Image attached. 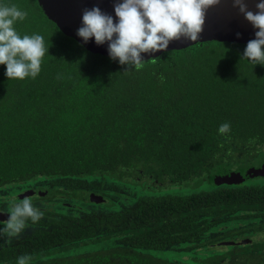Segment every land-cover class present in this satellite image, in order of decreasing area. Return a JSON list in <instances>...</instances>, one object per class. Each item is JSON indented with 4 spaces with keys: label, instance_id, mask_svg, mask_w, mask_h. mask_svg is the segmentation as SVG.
<instances>
[{
    "label": "trees",
    "instance_id": "1",
    "mask_svg": "<svg viewBox=\"0 0 264 264\" xmlns=\"http://www.w3.org/2000/svg\"><path fill=\"white\" fill-rule=\"evenodd\" d=\"M0 4L50 47L35 79L0 65V211L31 181L48 191L38 223L11 243L0 233V264H264V180L210 181L264 161V66L245 45L196 44L137 71L85 51L34 0Z\"/></svg>",
    "mask_w": 264,
    "mask_h": 264
},
{
    "label": "clouds",
    "instance_id": "2",
    "mask_svg": "<svg viewBox=\"0 0 264 264\" xmlns=\"http://www.w3.org/2000/svg\"><path fill=\"white\" fill-rule=\"evenodd\" d=\"M219 2L123 0L114 7L115 23L111 16L102 13L98 7L85 9L82 27L78 29L77 35L85 43L90 38H94L97 45L109 42L111 59L139 71L145 65L141 59L142 53L163 51L171 41L181 37L197 41L203 31L207 9ZM233 5L258 30L256 38L247 43L243 57L254 65L264 66V0L257 3L256 13L247 9L245 0H233ZM27 16L28 12L15 4H0V65L5 66L7 79H35L42 70L43 58L49 52L50 47L42 35H21L17 31L16 24ZM148 62L155 64L157 59ZM230 129V123L225 122L219 126L218 132L223 135L229 133ZM8 208L9 219L0 228V233L7 237L6 243H11V238L21 235L29 222L38 223L44 215L29 197L13 200ZM16 264H33V257L22 255L17 258Z\"/></svg>",
    "mask_w": 264,
    "mask_h": 264
},
{
    "label": "water",
    "instance_id": "3",
    "mask_svg": "<svg viewBox=\"0 0 264 264\" xmlns=\"http://www.w3.org/2000/svg\"><path fill=\"white\" fill-rule=\"evenodd\" d=\"M37 8L42 15L53 23L58 31L65 37L72 39L79 44L85 51L93 55L110 58L108 52V43L97 45L94 38H90L86 43L77 35V31L82 27V15L85 9L91 10L98 7L102 13L113 18L117 22L114 7L123 0H34ZM261 0H245L247 9L253 13L257 12V3ZM258 30L249 23L238 7L233 5V0H220V2L207 9L203 31L200 33L197 41H191L181 37L179 40L171 41L168 47L163 51L155 53H142L143 62L155 59L163 53L172 51H181L196 44L202 43H227L237 45H247V43L256 38ZM111 59V58H110ZM253 179L264 180V161L258 167L245 169L244 171H235L230 169L220 170L210 180L213 186L219 185H240ZM45 194V192H43ZM32 192H27L20 196V199L30 197ZM90 203L102 204L104 202L101 196L89 195ZM9 216L0 213V222L7 221ZM234 242H224L221 247H230ZM239 245H249V239H243Z\"/></svg>",
    "mask_w": 264,
    "mask_h": 264
},
{
    "label": "flooded vegetation",
    "instance_id": "4",
    "mask_svg": "<svg viewBox=\"0 0 264 264\" xmlns=\"http://www.w3.org/2000/svg\"><path fill=\"white\" fill-rule=\"evenodd\" d=\"M255 168V167H254ZM30 184H26V185H24L26 188L25 189H19V188H15V190H17V192L18 193H16L15 195H13L10 199H9V202L7 203V205H6V209H7V211L6 212H4V211H0V213H3V214H6V215H8L7 214V212H8V210H9V208H8V206H9V204H10V202H12L13 200H22V199H20V196H22L23 194H25V193H27V192H32V195L29 197V198H31L32 199V201H33V204L36 206L37 204H40L39 202H40V200L41 199H44L45 200V198H47V196L46 195H48V191L46 190V189H42V187H41V185H43V183L42 182H38L37 181V183H39L40 184V186H37V185H35V183L36 182H33V181H31V182H29ZM43 192H45V194H43ZM92 194V193H91ZM95 195V194H94ZM98 196V195H97ZM24 199V198H23ZM66 207H70V204H68V203H65L64 204ZM3 222H6V221H3ZM3 222H0V224H3Z\"/></svg>",
    "mask_w": 264,
    "mask_h": 264
},
{
    "label": "rangeland",
    "instance_id": "5",
    "mask_svg": "<svg viewBox=\"0 0 264 264\" xmlns=\"http://www.w3.org/2000/svg\"><path fill=\"white\" fill-rule=\"evenodd\" d=\"M35 185L40 186V184L37 183V182L35 183ZM46 196H48V195H46ZM55 203H56V201L53 202V204H55ZM88 205H90V203H88ZM228 242H229V241H228ZM220 248H221V246H220L219 248H217V249H220ZM168 254H169V253H168ZM168 254H167V255H168Z\"/></svg>",
    "mask_w": 264,
    "mask_h": 264
}]
</instances>
